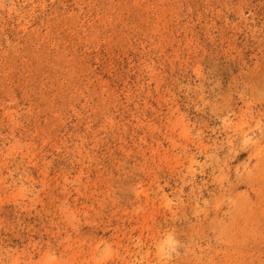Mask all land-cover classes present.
Returning <instances> with one entry per match:
<instances>
[{
  "label": "rangeland",
  "instance_id": "rangeland-1",
  "mask_svg": "<svg viewBox=\"0 0 264 264\" xmlns=\"http://www.w3.org/2000/svg\"><path fill=\"white\" fill-rule=\"evenodd\" d=\"M0 264H264V0H0Z\"/></svg>",
  "mask_w": 264,
  "mask_h": 264
}]
</instances>
